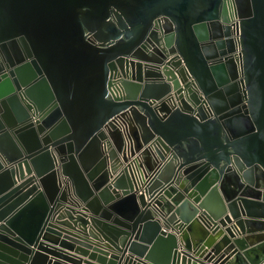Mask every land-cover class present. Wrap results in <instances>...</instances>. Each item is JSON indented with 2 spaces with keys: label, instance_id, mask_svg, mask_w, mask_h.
<instances>
[{
  "label": "water",
  "instance_id": "95a60500",
  "mask_svg": "<svg viewBox=\"0 0 264 264\" xmlns=\"http://www.w3.org/2000/svg\"><path fill=\"white\" fill-rule=\"evenodd\" d=\"M227 1L0 0V264H264V0L241 69Z\"/></svg>",
  "mask_w": 264,
  "mask_h": 264
},
{
  "label": "crops",
  "instance_id": "0c3cea01",
  "mask_svg": "<svg viewBox=\"0 0 264 264\" xmlns=\"http://www.w3.org/2000/svg\"><path fill=\"white\" fill-rule=\"evenodd\" d=\"M76 207H79V206H76ZM80 208V207H79ZM157 215V214H156ZM65 219H67V218H65ZM161 222H162V224H163V226H166V225H164L165 224V222L161 219ZM62 226H64V228H67L68 230H70V231H73V232H76V233H78V235H82V236H84V233L80 230V229H78L77 227L76 228H72V227H67L66 225H63V224H61ZM89 225H90V223H89ZM91 226V225H90ZM168 230H172L171 228H170V226L168 227ZM87 237L89 238V239H91V240H93V241H95V239H92V237H90L89 235H87ZM101 243L103 244V241H101ZM93 244H95L94 242H93ZM178 248H179V250L181 251V250H184L185 249V246H184V242H183V240H182V237H181V234H178ZM74 249H69L68 247H66V246H61L60 245V243H53V247L54 248H57V249H60V250H63V251H66V252H69V253H73L75 256H77V258H80L81 259V261H83L82 263H84V261H87V262H93V263H97V264H107V261L106 262H104V263H102V262H99L98 260H97V258L95 257V258H91L90 256H89V254H82V253H79V252H75V248L77 247V246H80V244H78V243H74ZM196 249H197V247L194 249L193 248V250H191V252L192 253H195V251H196ZM93 251V248H89L88 249V252L90 253V252H92ZM75 252V253H74ZM97 254H100V253H98L97 252ZM126 254H129V252H127ZM49 257H51V258H57V257H55L53 254H49ZM106 258H107V260H109L110 259V256L109 255H107L106 256ZM63 262H65V263H67V264H75V263H71V262H68V261H63ZM209 264H212V262H209Z\"/></svg>",
  "mask_w": 264,
  "mask_h": 264
},
{
  "label": "built area",
  "instance_id": "2783aa9c",
  "mask_svg": "<svg viewBox=\"0 0 264 264\" xmlns=\"http://www.w3.org/2000/svg\"><path fill=\"white\" fill-rule=\"evenodd\" d=\"M228 20L227 23L231 28V36L235 42L234 57L237 60L239 68L241 69L242 47H241V18L237 11L235 0H228Z\"/></svg>",
  "mask_w": 264,
  "mask_h": 264
}]
</instances>
